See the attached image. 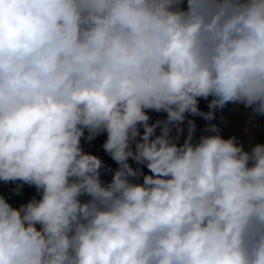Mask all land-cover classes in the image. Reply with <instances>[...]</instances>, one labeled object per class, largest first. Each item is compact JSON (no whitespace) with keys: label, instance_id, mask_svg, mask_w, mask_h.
<instances>
[{"label":"clouds","instance_id":"obj_1","mask_svg":"<svg viewBox=\"0 0 264 264\" xmlns=\"http://www.w3.org/2000/svg\"><path fill=\"white\" fill-rule=\"evenodd\" d=\"M229 103L264 116V0H0V181L39 193L0 264H264V142L189 118Z\"/></svg>","mask_w":264,"mask_h":264},{"label":"crops","instance_id":"obj_2","mask_svg":"<svg viewBox=\"0 0 264 264\" xmlns=\"http://www.w3.org/2000/svg\"><path fill=\"white\" fill-rule=\"evenodd\" d=\"M211 97L209 98V100ZM209 100L200 99L199 108L201 111H208ZM160 117H163L164 113H159ZM196 123V138L200 135L207 134L197 116H190ZM216 124L220 129V135L224 138L235 137L239 144H242L245 150H250L256 143L264 142V116L255 114L252 109L246 108L243 104L229 103L222 109L215 111V118L211 122ZM87 136V132H85ZM107 138L106 133L98 135L95 139L88 141L82 139L83 144H88L93 147L96 144L103 146L104 141ZM183 137H181V142ZM106 167L115 170L117 165L111 159V157L105 153ZM135 167V164H133ZM147 172V169H144ZM109 172V171H108ZM110 180L111 173L109 172ZM109 180V181H110ZM33 197L39 199V193L34 186L23 184L19 189V192L15 191L14 201L11 203L13 206H19L26 204Z\"/></svg>","mask_w":264,"mask_h":264},{"label":"built area","instance_id":"obj_3","mask_svg":"<svg viewBox=\"0 0 264 264\" xmlns=\"http://www.w3.org/2000/svg\"><path fill=\"white\" fill-rule=\"evenodd\" d=\"M149 115L151 116L152 120H156L158 118H161L159 113H155V112H149ZM204 128V131L206 129V126L208 123H211L212 121H205L202 117L197 116ZM206 133V131H205ZM82 144V147L84 149L85 152L91 153L93 155H96L98 157H100L102 159V161L104 162L105 165V169H102V175H101V179L104 180L105 182L110 180V175L109 172L107 171V167H106V162H105V151L103 149V146L96 144L93 147L89 146L88 144ZM17 188V183L16 182H8L5 183L3 181H0V196H3L5 199H7V201L11 204L14 201V196H15V191Z\"/></svg>","mask_w":264,"mask_h":264}]
</instances>
